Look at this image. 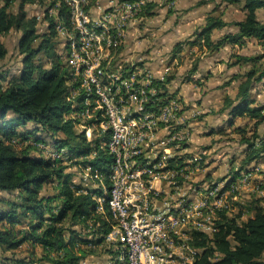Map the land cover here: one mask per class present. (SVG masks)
<instances>
[{
  "label": "trees",
  "instance_id": "trees-1",
  "mask_svg": "<svg viewBox=\"0 0 264 264\" xmlns=\"http://www.w3.org/2000/svg\"><path fill=\"white\" fill-rule=\"evenodd\" d=\"M32 1L0 0V59L8 52L1 37L11 31L20 33L17 47L21 54L17 74L0 71V79L6 82L5 85L0 82V192L7 193L0 195V263L79 264L96 252L113 222L106 203L105 213L97 209L96 197L104 195V190L76 183L73 173L66 169L72 165L90 173L97 169L107 187L112 159L106 148L108 132L99 131L74 115L70 117L77 109L78 97L70 90L68 66L59 54L58 27L68 25L65 3L61 1L56 12L50 14L48 6L55 0L48 1L43 10L47 25L40 31L38 18L29 15L26 8ZM222 2L240 5L244 18L232 22L237 31L214 40L213 30L229 23L223 18L221 3L206 14L204 23L195 27L192 39L186 41L195 47L192 53L196 58L188 77L196 72L204 52L213 53L228 43L241 46L245 39L256 40L262 48L251 54L231 53L228 61V66L244 67V71L224 83L235 82L236 92L225 94L218 109L228 115L225 123L232 127L231 132L238 136L237 143L244 148L238 165L232 157L227 175L216 180H225V187L229 188L254 164L264 162V137L258 132L264 122V99L254 92L264 78V19L258 13L264 8V0ZM13 4L15 9L11 8ZM157 6V2H146L140 18L156 14ZM186 42L174 45L172 57L183 51ZM181 64L179 60L177 66ZM173 78L172 74L160 84L156 82L158 90H166L165 84ZM165 103L160 102V106ZM237 118L244 119L243 124H236ZM28 123L32 124L31 129ZM79 124L83 125L81 130L76 129ZM87 129L91 139H87ZM47 146L55 154L46 155ZM260 173L256 189H264V168ZM91 180L98 184L97 180ZM236 209V212L218 209L213 231L212 224L211 231L190 230L189 243L200 249L195 264H264L262 199L239 203ZM23 249L29 250L25 257L20 254Z\"/></svg>",
  "mask_w": 264,
  "mask_h": 264
},
{
  "label": "bare ground",
  "instance_id": "bare-ground-1",
  "mask_svg": "<svg viewBox=\"0 0 264 264\" xmlns=\"http://www.w3.org/2000/svg\"><path fill=\"white\" fill-rule=\"evenodd\" d=\"M48 1L49 0H47V2ZM61 1L65 3L67 8L68 25L63 24L58 27L60 41L59 54L68 66L70 90L75 97H78L75 105L77 109L73 115L81 121H88L95 125L99 131L108 132L106 148L112 158L107 173L109 185L106 187L102 175L97 169H94L92 173H90L89 170V178L97 180V187L100 186L105 192L104 195L96 197L99 209H102V205L106 203L109 218L113 222L109 232L102 236V241L108 246H110L111 242L110 247L116 251L109 264H128V257L130 254V243L127 240L128 228L131 232L141 233L143 232V228L154 226V218H165V210H154V218H150L149 199H142L141 222L138 221V216L136 215H127L125 219H123V204H116L114 212V203L112 202L114 197V177L116 174H119V179H116V191H124V207L126 208H134V199L133 196H131L132 188H139L143 184V177H135L133 180L126 181V176H137L139 173H142V167H148V172L150 173H147V180H153V186H145V193H153L154 187L156 191L161 192L157 195H152V202H167L169 199L172 203H179L172 204V212H185L193 203H196L199 197L205 198V205H214L213 191H223L224 188H227L225 187L227 184L219 188L220 183L215 182L210 184V188L205 187L203 189L202 185H198L197 189H192L191 192L187 194L183 193L185 185L189 184L185 183L188 173V169L186 168L187 164L183 160V157L173 156L172 152L165 151L163 140H166V146L174 145L175 142L171 140L173 138H170L167 133L162 134L161 140L159 129L164 128L169 130L170 127L177 124L174 128L180 132L179 129L182 123L175 117L176 106H174V108L172 104H169L170 102L168 105L165 103V111H157L156 101L152 99V89H156V100L159 101L158 93L160 92L156 86V75L150 74L152 71L148 73V68L141 67L142 65L140 63H131V65H136V68L130 66V69H124L122 64H120L123 59H121L118 54V48L123 44L127 35L129 27L128 19H124L123 14H116V22L113 19L100 21L98 19V6L100 3L106 2L107 0H80V5H77V0H55L53 5L50 4L48 6L50 14L56 12ZM146 2L148 1L125 0V5H127V7H135V4H138L137 8H133L132 10V23L139 17L142 6ZM69 5H76V7L72 9V13ZM75 21H79V27L81 29H86V31L94 37V44L96 46L94 74L96 79L87 78L84 62H88V45L85 44V37H83L82 31L78 29ZM62 53L66 56L62 57ZM116 63L119 64V70H116ZM128 78L131 79L128 80ZM164 79L165 77H159L158 82H163ZM140 82H145L146 84H140ZM114 84H116V86H114ZM122 92L125 97L124 102L123 99H120ZM102 96L107 99L108 105L106 103H101ZM178 102L180 101L178 100ZM145 103L148 114L146 109L143 108ZM116 111L118 117H121L123 127L121 129L120 145L118 149V163H116L115 128L106 122L107 114L108 116H116ZM156 114L157 123L156 121H149V117H156ZM183 117L186 116L184 115ZM188 124L190 125V123ZM131 129L135 130V133H139L135 141H131ZM86 134L88 138L91 139L90 129H87ZM148 137L152 143V151L155 156L164 157V161H167L169 165H177L178 160L181 162V176L180 172H172L171 166H164L165 178H171V182H178L180 180V185L170 184L169 186L164 179H154V173H159V166L156 165V160L154 158L141 157L138 159V165H132L133 153L144 155L145 138ZM175 141L177 140L175 139ZM129 151L133 153H129ZM175 158L178 159L174 160ZM250 170L245 171L239 178L234 180L235 182L230 184L229 187L232 189L228 191L234 192L235 188L249 183L251 179L246 178V176L252 175ZM180 186L182 200H180ZM175 193H177V195H175ZM231 198L233 199V197ZM231 198L229 196L230 201ZM226 206L230 207L227 209L228 211L233 209V203L227 202V199L222 197L221 201H218V209L226 208ZM218 209L215 210V214ZM212 218L213 208H206L205 215H203L200 224H198V218H196V216H189V221L178 222V224L170 226L167 233V243L161 247V256L162 258H168L167 264H186L185 252L187 248L193 249V253H200V249L189 243L191 236L188 237L187 241L186 236H179L180 231L193 228L206 230L202 227H205V221H207L211 227ZM177 236L178 241L174 243V239ZM108 237L109 240H107ZM157 246L158 237H156L155 231H146V233H144V246H138L140 264H150V261H147V253H153ZM151 263H159V254H151Z\"/></svg>",
  "mask_w": 264,
  "mask_h": 264
},
{
  "label": "rangeland",
  "instance_id": "rangeland-1",
  "mask_svg": "<svg viewBox=\"0 0 264 264\" xmlns=\"http://www.w3.org/2000/svg\"><path fill=\"white\" fill-rule=\"evenodd\" d=\"M152 1L157 2L158 4L155 9L156 14L150 17H144L143 19L139 18V16L134 21V23H129L128 34L125 38V42H127L128 44L127 46L122 47L119 52L120 58L125 61L121 60V62H119L120 64H122L124 69H130L131 63L134 62L135 64L136 62L146 60L149 61V63L146 64L149 66L148 73L152 71L150 74H160L162 71L168 68L166 73L167 76L172 74L175 76L173 80L165 84V86L167 87L166 90L159 89L160 94L166 93L167 95L163 97L159 96L158 102H166L167 105L170 102L169 104H172V107L176 106L175 117L179 120V122L182 123V126H180L181 128L179 129L181 132L180 135L178 134V130H175L174 128L177 124H174V126L170 127L169 130L166 131V133L169 134L171 138H173L171 140L175 142V144L171 145L170 149L168 148V150L172 152L173 156L176 155L177 157H183V160L186 162L188 173L185 183L193 184V187L195 186V184L202 185L203 189L207 187L209 183L213 184L218 178L227 175L230 167V159L232 157L235 158V165H238L240 159L243 158L244 148L237 143L238 136L235 133L231 132L232 127H229L225 123L226 119L229 118L228 115L222 114L218 111L221 106L220 103L212 105L209 100L206 101V99L209 98H207V96L205 95L206 92L203 93V91L204 88L207 87H205V85H201L200 83L195 84L196 81L194 80V78L200 80V78L205 75L206 69H204V67L200 68L199 73H195V77H192V74H190V76L188 77V73L192 66L194 58L192 53L193 50L189 47L184 48L182 54L180 53L181 55L179 54L177 57L172 59L170 65L166 66L167 62L165 61L163 56V49L159 44H157V42H159L158 40L160 39V37L164 35L163 27L165 26L169 9L172 10V8L175 6V2L174 0ZM47 5V0H34L30 3H27L26 5L29 15H35L38 18V26L40 31H43L47 25V20L45 19L43 13V10L45 7H47ZM15 6L16 5L13 4L11 8L15 9ZM262 16L264 17V13L260 17ZM19 35V32L11 31L9 34L1 37L8 50L6 56L3 59H0V71L2 73L9 72L17 74L21 68V54L19 53L17 47ZM137 54H139V56H137ZM179 60L182 61V64L180 66H177ZM123 62L126 63L124 64ZM141 67L146 66L143 65ZM0 82L3 85H5L6 83L1 79ZM194 93H196V95H194ZM223 95L224 94L217 95V102H219V98L220 100L223 98ZM259 97L263 99L264 93H259ZM181 98H184L187 103L182 104L180 100ZM178 100L180 102H178ZM184 115L186 117H183ZM70 117L73 118V113L70 115ZM1 122L2 119H0V125ZM243 122L244 119L237 118L235 120L236 124H243ZM188 123H190V125ZM27 127L31 129L32 124L28 123ZM82 127L83 125L79 124L76 129L81 130ZM258 129L259 134L264 137V122L260 124ZM175 139L177 141H175ZM188 141L192 143H189ZM53 150V148L47 146L45 154L53 155L55 154V151L53 152ZM181 152L183 153V155ZM263 168L264 162L262 161L254 164L252 168H250V171L252 172V178L249 183L239 186L240 189L235 188L237 191L234 189V192H225V195L223 197L227 199V202L233 203V212L237 211V204H246L253 198L260 197L262 199V203L264 204V189H255V181H258L260 177H262L260 170H262ZM66 170L73 173L74 181L76 183H81L82 185L90 187L93 185L97 186V184L93 182L91 178H89L90 173L88 169L83 170L80 169L79 166L72 165L69 166ZM207 175H209L211 178L209 179ZM200 181L201 183L197 184V182ZM218 183H220L219 188H222L223 185L225 186V180H219ZM190 187L191 185L186 184L183 193L187 194L190 191ZM1 194L7 195V193L5 192H0V195ZM175 195H177V193H175ZM229 196L230 198L233 197V199L231 198V201L229 199ZM198 214V218L202 219L203 215H205V210L201 209L200 213ZM245 217L246 215L243 216L244 219ZM204 226L205 227L202 228L206 229L207 231H211L210 224H208L207 221H205ZM110 248L112 249V247H108L106 244L98 246L96 248V252L93 254V257L90 258L92 259L90 264H109L112 256L114 255L108 251V249ZM28 252L29 250L24 251L23 249L20 254L21 256L25 257L27 256Z\"/></svg>",
  "mask_w": 264,
  "mask_h": 264
},
{
  "label": "built area",
  "instance_id": "built-area-1",
  "mask_svg": "<svg viewBox=\"0 0 264 264\" xmlns=\"http://www.w3.org/2000/svg\"><path fill=\"white\" fill-rule=\"evenodd\" d=\"M77 5H80V0H77ZM138 4H135V7H127L125 5V0H107L106 2L100 3L98 6L99 11V20H105V19H113L116 22V14H123L124 19H128V26L129 23H132V10L133 8H137ZM72 9L76 7V5H69ZM77 24L78 29H80L83 33V37H85V44L88 45V62H84V69L87 72V78L88 79H96L94 74V64H95V58H96V46L94 44V37L91 36L86 29H81L79 27V21H75ZM66 56L64 53H62V57ZM75 64V63H74ZM133 68H136V65H131ZM116 70H119V64L116 63ZM167 70L162 71L160 74L156 75V80L158 82L159 77H166L167 76ZM131 78H128L130 80ZM140 84H146L145 82H140ZM116 86V84H114ZM111 89V88H110ZM124 94L122 92V95H120V99H123L124 102ZM152 99L156 101L157 105V111H165L164 110V104L160 106V102L156 100V89H152ZM101 103L107 104V99L103 98ZM108 105V104H107ZM146 109V112L148 114V110L146 107V103L144 104V107ZM149 121H156L157 123V114L156 117H149ZM106 122L110 124V126H114L115 128V138H116V153H117V161L118 163V149L120 145V136H121V129L122 122L121 117H118V113L116 111V116H108ZM160 129V139L162 140V133H166L168 129L159 128ZM98 134V132H97ZM180 135L181 132H178ZM139 136V133H135V130L131 129V141H135V139ZM171 138V137H170ZM90 139V138H87ZM165 151H169L170 146H166V140H163ZM129 153H133L129 151ZM141 157H151L156 160V165L159 166V173H154V179H164L166 183L169 184H179L180 180L178 182H171V178H165L164 173V166H171L172 172H180V176L182 174V167L181 162H178L177 165H169L167 161H164V157H157L155 156L154 152L152 151V143L150 141V138H145V145H144V155H137L133 153V160L132 165H138V159ZM116 167V165H115ZM147 173L148 167H142V173H139L137 176H126V181L133 180L135 177H143V184L139 188H132V195L134 199V208H126L124 207V191H116V179H119V174H116L114 177V197L112 199V202L114 203V212H115V205L116 204H123V219L127 215H136L138 216V221L141 222V200L142 199H149V208H150V218H154V210H165V218H154V226H150V228H143V232L141 233H134L131 232V230L128 228V241L130 243V254L128 257V264H140V259L138 258V246H144V233L146 231H155L156 237H158V246L155 249L153 253H147V261H150V264H167L168 258H162L161 256V247L167 243V233L171 225L178 224V222H186L189 221V216H196L198 218L201 209L206 210V208H213V218H212V231L215 230L214 227V218H215V210L218 209V201H221L222 197L225 195V192L232 189V188H224L223 191H213L214 193V205H205V198L199 197L197 199L196 203H193L191 207H189L185 212H172V204H179V203H172L168 199L167 202H152V195H157L161 191H156L153 187V193H145V186H153V180H147ZM246 178H252L251 176H246ZM235 182V181H234ZM233 182V183H234ZM199 184V183H197ZM191 187L189 188L191 192L192 189H197L198 185L195 184L193 187V184H190ZM207 188H210V186H207ZM256 188V186H255ZM180 200H182L181 197V186H180ZM230 208L229 206H226V209ZM201 219L198 218V224H200ZM190 230L186 229L185 231H180L179 236H186V239L188 241V237L190 236ZM109 240V237L108 239ZM178 236L174 239V243H177ZM111 246V242H110ZM151 254H159V263H151ZM200 253H193V249L187 248V251L185 252L186 257V264H195V260L197 259L198 255ZM80 264H87L86 262H81Z\"/></svg>",
  "mask_w": 264,
  "mask_h": 264
},
{
  "label": "crops",
  "instance_id": "crops-1",
  "mask_svg": "<svg viewBox=\"0 0 264 264\" xmlns=\"http://www.w3.org/2000/svg\"><path fill=\"white\" fill-rule=\"evenodd\" d=\"M174 2L175 6L172 8L171 13H168L165 26L163 27L164 35L160 37V39L158 40L159 42H157V44H159L163 49V56L165 61L167 62L166 66H169L171 60L174 59V57H172V49L174 45L179 41L186 42L191 40V35L194 28L204 23L206 14L210 12L215 7V5L221 3L220 9L224 12L223 18L229 24L225 27H222L221 29L213 30L212 37L214 40H217L221 35L225 33L237 31L238 27L232 24V22L242 20L245 15L244 10L241 9L240 5L227 4L225 2H222V0H174ZM258 13L260 16L263 15L264 8L259 9ZM261 18L264 19L263 16ZM125 40L126 39H124L123 44L118 48V54H120L119 52L122 47L127 46L128 43L125 42ZM186 47L195 50V47L187 42L184 44V48ZM258 51H261V46L257 44L256 40L245 39L241 46L238 44L228 43L225 44L220 50L213 53H202L200 55V60L198 62L197 70L195 73H199V69L204 67V69H206L205 75L201 77L200 80L195 78L194 80L196 81L195 84L200 83L201 85H205V87H207L204 88L203 91V93L206 92L205 95L207 96V98H209L206 99V101L209 100L212 105H215L216 103L221 104L222 99L220 100L219 98V102H217L218 94L225 95L227 93L234 94L236 92L235 82H232L230 85H225L224 83L228 81L235 73L244 71V67H239L238 65L228 66V61L230 60L231 53L235 52L241 54H251ZM137 56H139V54H137ZM194 59H196L195 56L193 60ZM136 63H140L142 66L145 64L144 66L149 68V66L146 65L149 63V61L145 60ZM195 73L192 74V77L196 76ZM254 92L258 94V97L259 93H264V78L260 83L256 85V87L254 88ZM194 95H196V93H194ZM180 100L182 104L187 103L184 98H181ZM97 209L98 211L105 213L104 205L102 209H99L97 203ZM102 244L105 243H103L102 241L99 246H101ZM111 250V254H114V250ZM92 257L93 255L81 260L79 264L83 261L87 264H90L92 261V259L90 258Z\"/></svg>",
  "mask_w": 264,
  "mask_h": 264
}]
</instances>
